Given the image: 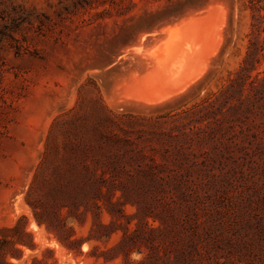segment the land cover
Wrapping results in <instances>:
<instances>
[{
	"label": "rangeland",
	"instance_id": "1",
	"mask_svg": "<svg viewBox=\"0 0 264 264\" xmlns=\"http://www.w3.org/2000/svg\"><path fill=\"white\" fill-rule=\"evenodd\" d=\"M208 8H214L213 37L176 79L187 80L206 65L207 75L180 97L147 101L176 88L177 81L148 93L140 80L178 68L180 55L173 51L187 47L165 41L158 66L149 54L155 39L164 37L161 31L169 26L185 33L183 20ZM256 46L260 52L252 58L256 69L249 81L261 72L258 108L243 117L246 133L237 144L229 143L225 157L211 158L185 180L130 183L123 198L127 204L123 211L116 205L115 217L105 206L94 216L98 210L92 203L87 215L84 207H62L59 193L51 192V162H60L67 140L87 142V131L106 113L156 117L191 106L235 78ZM84 150V143L69 150L81 170ZM30 203L38 206L41 223ZM17 239L24 244H12ZM4 262L264 264V0H0Z\"/></svg>",
	"mask_w": 264,
	"mask_h": 264
},
{
	"label": "trees",
	"instance_id": "2",
	"mask_svg": "<svg viewBox=\"0 0 264 264\" xmlns=\"http://www.w3.org/2000/svg\"><path fill=\"white\" fill-rule=\"evenodd\" d=\"M257 48L248 50L235 78L191 106L156 117L106 113L87 131V142L83 137L67 140L60 162H51V192L59 193L62 207L79 211L84 207L87 215L92 203L98 210L94 216L105 206L115 217L116 205L123 211L127 204L123 198L130 183L185 180L195 169L207 167L211 158L225 157L229 143L246 133L243 117L256 114L258 108L261 72L249 81L256 69L252 58L260 52ZM80 143L85 145L82 170L69 152ZM30 204L41 223L38 206ZM17 243L24 244L20 239L12 241Z\"/></svg>",
	"mask_w": 264,
	"mask_h": 264
},
{
	"label": "bare ground",
	"instance_id": "3",
	"mask_svg": "<svg viewBox=\"0 0 264 264\" xmlns=\"http://www.w3.org/2000/svg\"><path fill=\"white\" fill-rule=\"evenodd\" d=\"M201 1H204V0H201ZM221 1V0H220ZM197 2V1H196ZM199 2V1H198ZM207 2V1H206ZM196 5V4H195ZM200 5V4H199ZM222 10V9H221ZM223 10H224V7H223ZM225 10H227V9H225ZM225 10H224V13H225ZM223 12V11H222ZM213 13H214V8H208V9H206L205 11H203V12H199V13H196V14H193L192 16H190V17H188V18H186L185 20H183V22H182V25L184 24V25H186V31H185V33H183L182 31L181 32H178V33H176L177 31H175V29L173 28V27H171V26H169V27H167V28H164L161 32H164L166 35L164 36V37H162V36H160L159 38H156L155 39V41H154V43L152 44V46L150 47V49H149V54H150V56L154 59V63H157L158 64V66H162L161 65V63H160V58L162 57V55L164 54V52H163V43L165 42V41H171V43L175 46H172V47H174V48H176V44L175 43H177V41H181V42H185V44H186V48H182L183 50H181V49H179V48H176V49H174V51L173 52H175V54L176 55H180L178 58H180V61H179V66H178V68H175V69H167V70H165L164 72H161L160 70H158V71H155V72H153L151 75H148V76H146L145 78H142L141 80H140V82L138 83L140 86H142L143 88H146V89H143V90H146V91H149L151 88H155L156 90L157 89H159L160 87V90H162L163 88L165 89H167V87H169L170 85H174V84H171V83H175L176 81H177V75L178 74H181V73H183V71H184V67H185V65H187L188 63H190V62H192V60L193 59H195V58H197L198 57V55H199V53L204 49V46L206 45V43L207 42H209V40L213 37V33H212V30H211V28H210V26H211V20H212V16H213ZM181 14V13H180ZM178 15V14H177ZM222 15H223V13H222ZM170 16V15H169ZM216 16V15H215ZM214 16V17H215ZM224 16V15H223ZM175 17V16H174ZM177 17V16H176ZM173 18V17H172ZM170 19H171V17H170ZM174 19V18H173ZM215 19V18H214ZM175 20H176V18H175ZM175 20H173V21H175ZM168 21H169V19H168ZM171 21V20H170ZM215 21V20H214ZM223 21H226V20H224L223 19ZM222 21V22H223ZM168 23V22H167ZM229 23V22H228ZM167 25V24H166ZM222 25L224 26V25H226V23L225 24H223L222 23ZM220 26V25H219ZM144 27V26H143ZM225 27H227V26H225ZM218 28V27H217ZM221 28H223V27H221ZM220 28V29H221ZM229 29V28H228ZM224 30V29H223ZM222 30V31H223ZM231 30V29H230ZM150 31V30H149ZM217 32V31H216ZM160 33V32H159ZM215 34V33H214ZM226 34H228V33H226ZM226 34H224V36L226 35ZM148 35H150V34H148ZM154 35V34H153ZM139 36V35H138ZM140 37V36H139ZM138 37V38H139ZM149 37V36H148ZM221 38V37H220ZM223 38H221V40H222ZM225 39V38H224ZM224 39H223V42H224ZM227 39V38H226ZM147 40V39H146ZM146 40H144L145 42H147ZM214 40V39H213ZM142 41V40H141ZM143 41V42H144ZM216 41V40H215ZM217 41H218V38H217ZM220 41H218V44H217V46H219V47H221L220 46V44H221V42L219 43ZM140 43H142V42H140ZM226 43V42H225ZM149 44V43H148ZM133 46V45H132ZM181 45H179V47H180ZM213 47V46H212ZM219 47H217V48H219ZM134 48V47H133ZM136 48V47H135ZM206 48V47H205ZM209 49V48H208ZM207 49V50H208ZM222 49V48H221ZM136 50V49H135ZM133 51V50H132ZM216 51V50H215ZM214 51V52H215ZM219 51V49L216 51V52H218ZM134 52V51H133ZM136 52H138V51H136ZM206 52H208V51H206ZM219 52H221V51H219ZM218 52V53H219ZM181 53V54H180ZM211 53H212V51H211ZM202 54V53H201ZM214 54H216V53H214ZM213 54V57L215 56ZM169 55L171 56V57H173V54H172V52H169ZM207 55V54H206ZM209 55V54H208ZM207 55V56H208ZM222 55V54H221ZM125 56V55H124ZM123 56V57H124ZM133 56V55H132ZM136 56V55H135ZM143 57V56H142ZM219 57H220V55H219ZM122 58V57H121ZM200 58V57H199ZM215 58V57H214ZM152 59V60H153ZM221 59V58H220ZM198 60V59H197ZM216 60H217V58H216ZM215 60V61H216ZM149 61V60H148ZM199 61V60H198ZM202 61V60H201ZM209 62V61H208ZM119 63V62H118ZM133 63V62H132ZM136 63V62H135ZM148 63V62H147ZM201 63V62H200ZM215 63H217V61L215 62ZM195 64H198L197 62L195 63ZM195 64L193 65V66H195ZM148 65V64H147ZM190 65H191V63H190ZM189 65V66H190ZM210 65V64H209ZM109 66V65H108ZM213 66V65H212ZM116 67V66H115ZM133 67V66H132ZM210 67V66H209ZM142 68V67H141ZM193 68V67H192ZM199 68V67H198ZM197 68V69H198ZM130 69V68H129ZM134 69H136V68H134ZM197 69H195V70H197ZM139 70V69H138ZM189 70H191V68L189 69ZM207 70H208V65H206L205 67L203 66V68L198 72V73H196V74H192L191 73V75H189L188 77H190L189 79H187V80H181V81H177V83H176V88H174L173 87V89H171L170 88V90H169V92H167V93H162L161 94V96L160 97H158V98H156V99H153V100H150V99H148L147 101H150V102H160V101H165V100H168V99H171V98H174L175 96H178L179 94H181V93H183L185 90H187V89H189V87L196 81V80H199V78L200 77H202L206 72H207ZM140 71V70H139ZM194 71V70H193ZM106 72V71H105ZM132 72V71H131ZM103 73H104V71H103ZM138 73V72H137ZM125 74H126V72H125ZM141 74V73H140ZM188 74V73H187ZM120 75V74H119ZM193 75V76H192ZM205 75H207V74H205ZM183 76V75H182ZM117 77V76H116ZM123 77V76H122ZM121 77V80L123 79L124 80V77L122 78ZM129 77V76H128ZM207 77V76H206ZM209 78V77H208ZM181 79V78H180ZM116 80V79H115ZM128 80V79H127ZM122 82V81H121ZM120 82V83H121ZM199 82V81H198ZM115 83V82H114ZM119 83V84H120ZM116 87V86H115ZM116 89H117V87H116ZM119 89V88H118ZM165 89V90H166ZM112 90H113V88H112ZM142 90V89H141ZM140 90V91H141ZM160 90H158V92H161ZM174 90V91H173ZM191 90H193V89H191ZM145 91V92H146ZM196 91V90H195ZM115 92V91H114ZM120 92H122V91H120ZM144 92V91H143ZM142 92V93H143ZM163 92V91H162ZM191 92V91H190ZM111 93V92H110ZM109 93V94H110ZM141 93V92H140ZM141 93V94H142ZM148 93H150V91L148 92ZM112 94H115V93H112ZM145 95H147V94H145ZM152 95H153V93H152ZM187 95H188V93H187ZM189 95H191V94H189ZM182 96V95H181ZM192 96V95H191ZM109 97H110V95H109ZM113 97H114V95H113ZM112 97V98H113ZM116 97V96H115ZM118 97V96H117ZM178 97H180V96H178ZM185 97V96H184ZM111 98V99H112ZM111 99H110V101H111ZM116 99V98H115ZM127 98H125V100H126ZM132 99H130V101H131ZM134 100V99H133ZM175 100V99H174ZM112 101L114 102V100L112 99ZM120 101V100H119ZM130 101H128V102H130ZM144 101V100H143ZM180 101V100H179ZM117 102V101H116ZM119 103V102H118ZM135 103V102H134ZM165 103V102H164ZM174 103V102H173ZM119 104H121V103H119ZM163 104V103H162ZM162 104L160 105H157L158 107L159 106H162ZM121 105H123V104H121ZM164 105H167V104H163V106ZM172 105V104H171ZM174 105V104H173ZM126 106H127V104H126ZM125 106V108H127ZM136 108H137V110H139L138 108H139V105H137L136 104ZM141 106V105H140ZM156 106V105H155ZM156 106V107H157ZM122 107V106H121ZM124 107V106H123ZM147 107V106H146ZM158 107H157V109H158ZM165 107V106H164ZM163 107V108H164ZM168 107V106H167ZM131 108H133V107H131ZM136 108H134V109H136ZM144 108V107H143ZM152 108V106H150V110H152L151 109ZM153 108H154V105H153ZM166 108V107H165ZM129 109V108H128ZM141 109V108H140ZM146 109V108H145ZM148 109H149V106H148ZM147 109V110H148ZM161 109H162V107H161ZM149 110V111H150ZM141 111V110H140ZM143 111H144V109H143ZM145 112H147V111H145Z\"/></svg>",
	"mask_w": 264,
	"mask_h": 264
}]
</instances>
